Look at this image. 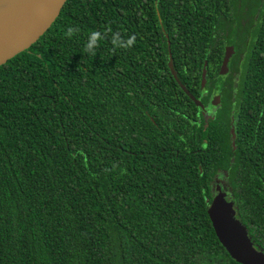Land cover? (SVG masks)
<instances>
[{"label":"trees","instance_id":"1","mask_svg":"<svg viewBox=\"0 0 264 264\" xmlns=\"http://www.w3.org/2000/svg\"><path fill=\"white\" fill-rule=\"evenodd\" d=\"M224 172L264 252V0H67L0 66V264H238L207 213Z\"/></svg>","mask_w":264,"mask_h":264},{"label":"water","instance_id":"2","mask_svg":"<svg viewBox=\"0 0 264 264\" xmlns=\"http://www.w3.org/2000/svg\"><path fill=\"white\" fill-rule=\"evenodd\" d=\"M66 1L11 0L10 5L0 12V66L28 50L39 40L59 16ZM168 52V67L173 78L194 104L204 109L202 102L196 99L178 79L173 67L169 43ZM234 52L235 48L232 45L226 46L219 69L220 76L228 74L229 62ZM206 65L207 62L204 63L202 71V88L206 83ZM219 102L220 95H214L211 105L218 106ZM231 134L235 137L234 128L231 129ZM215 192L207 213L220 244L238 264H264V252L254 246L247 229L237 219L234 206L227 200L226 193L220 186L215 188Z\"/></svg>","mask_w":264,"mask_h":264},{"label":"rangeland","instance_id":"3","mask_svg":"<svg viewBox=\"0 0 264 264\" xmlns=\"http://www.w3.org/2000/svg\"><path fill=\"white\" fill-rule=\"evenodd\" d=\"M250 5H251V3H249ZM250 5H248V9L250 8ZM246 10V11H245ZM249 13V11L247 10V8L246 7H244V9L242 10V11H240L239 12V16L240 17H242V18H240V22L243 24V25H245L247 22H249L248 20L250 19V17L247 15ZM247 15V16H246ZM233 37V36H232ZM231 37V38H232ZM235 37V36H234ZM233 46V45H232ZM234 47V46H233ZM243 58H244V54H241V58H240V60H241V62L243 61ZM239 69H240V71H241V67H239ZM237 76H238V74H237ZM234 79H237L236 78V73L234 74ZM231 95H232V97H234V95H235V92L234 91H232L231 92ZM213 98V97H212ZM221 102V101H220ZM219 102V103H220ZM219 105V104H218ZM205 113V119L207 120V119H209V118H211L212 117V114H213V111H211V112H204ZM227 181H226V173L224 172V173H220L215 179H214V185H213V193L215 194L216 192H215V188L217 187V186H220L221 188H222V190L226 193V198H227V200L229 201V202H232L231 200H230V198H231V196H230V190L228 189V187H227ZM233 204V203H232Z\"/></svg>","mask_w":264,"mask_h":264},{"label":"clouds","instance_id":"4","mask_svg":"<svg viewBox=\"0 0 264 264\" xmlns=\"http://www.w3.org/2000/svg\"><path fill=\"white\" fill-rule=\"evenodd\" d=\"M75 30L71 27L67 29L66 34L68 36H71ZM101 38V34L99 32H92L90 33L89 40L87 44L85 45V48L87 51L94 50V46L97 43V39ZM134 42V37H129L126 41L121 40L119 35L114 34L113 35V43L118 45L119 47H128Z\"/></svg>","mask_w":264,"mask_h":264},{"label":"flooded vegetation","instance_id":"5","mask_svg":"<svg viewBox=\"0 0 264 264\" xmlns=\"http://www.w3.org/2000/svg\"><path fill=\"white\" fill-rule=\"evenodd\" d=\"M227 46H229V45H227ZM226 48V47H225ZM236 51V50H235ZM234 54H235V52H234ZM234 54L232 55V57L234 56ZM231 57V58H232ZM231 60V59H230ZM230 64V63H229ZM230 68V67H229ZM229 72H230V70H229ZM229 72H228V74H229ZM227 74V75H228ZM227 75H225V76H227ZM214 95H220V101L222 100V96H221V94L220 93H218V92H216V93H214L212 96H211V98H210V100H209V105H211V101H212V97H214ZM220 106V103H219V105L218 106H213V108L215 109L216 107H219ZM205 110H206V112H211L213 109H209V107L206 109L205 108ZM227 181V180H226ZM213 185H214V183H213Z\"/></svg>","mask_w":264,"mask_h":264},{"label":"bare ground","instance_id":"6","mask_svg":"<svg viewBox=\"0 0 264 264\" xmlns=\"http://www.w3.org/2000/svg\"><path fill=\"white\" fill-rule=\"evenodd\" d=\"M10 3L11 0H0V12L5 10L10 5Z\"/></svg>","mask_w":264,"mask_h":264}]
</instances>
